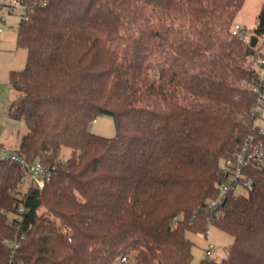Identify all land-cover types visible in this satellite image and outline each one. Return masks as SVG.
<instances>
[{
	"label": "trees",
	"instance_id": "trees-1",
	"mask_svg": "<svg viewBox=\"0 0 264 264\" xmlns=\"http://www.w3.org/2000/svg\"><path fill=\"white\" fill-rule=\"evenodd\" d=\"M21 2L8 114L28 127L18 152L52 176L24 190L21 166L0 159V264L7 239L24 264H190L187 233L212 224L233 242L198 264H264V161L246 193L208 207L223 161L259 136L242 85L259 51L231 35L245 0ZM100 115L114 136L91 130Z\"/></svg>",
	"mask_w": 264,
	"mask_h": 264
},
{
	"label": "rangeland",
	"instance_id": "rangeland-1",
	"mask_svg": "<svg viewBox=\"0 0 264 264\" xmlns=\"http://www.w3.org/2000/svg\"><path fill=\"white\" fill-rule=\"evenodd\" d=\"M8 1L11 2V0ZM0 4H5L4 0H0ZM263 5L264 0H245L236 15L235 22L245 24L252 35L259 26ZM25 12L26 8L20 3L15 6L2 5L0 8V15L3 19L0 25L4 30L0 37V141L13 150L19 148L23 135L28 132V127L23 119L12 118L8 114L9 102L17 94L9 82L10 71L20 70L26 63L27 50L17 42L19 21ZM256 47L264 48V32L258 35ZM91 130L96 134L112 137L116 134L115 121L110 115H100L92 123ZM70 153V148L65 147L61 159L68 158ZM28 185L29 177L27 176L22 188L26 190ZM238 191L247 192L243 188ZM209 230L210 242L214 245L210 256L205 255L207 241L204 234L187 233L188 238L194 243L192 248L194 257L190 264H198L205 257L220 261L226 256L227 249L233 242V236L213 224L209 226Z\"/></svg>",
	"mask_w": 264,
	"mask_h": 264
},
{
	"label": "built area",
	"instance_id": "built-area-1",
	"mask_svg": "<svg viewBox=\"0 0 264 264\" xmlns=\"http://www.w3.org/2000/svg\"><path fill=\"white\" fill-rule=\"evenodd\" d=\"M5 4L15 6L20 3L24 6L21 0H4ZM2 17L0 15V22ZM3 27L0 25V37L3 33ZM231 35L238 38L243 43L250 45L252 35L248 31L245 24L234 22L231 27ZM258 41V40H257ZM257 44V43H256ZM256 44L254 45L256 47ZM259 51L257 57L251 61V68L254 71V77L250 81L243 82L242 85L249 87L255 94L256 102L252 108L253 121L258 127V138H251L244 143L240 151L233 156L227 157L223 161V171L226 175V180L219 186V194L216 198L208 201V207L212 210L218 209L220 206L221 198L233 192L235 194H242L244 192L238 191L240 188L249 190L252 187L251 179L245 173L248 166L264 161V48L256 47ZM0 159L9 162L18 163L23 171L22 181L27 176L29 177V185L31 188H43L47 180L52 176V167L44 164V162L36 158L30 161L24 155L20 154L17 149L13 150L0 141ZM20 212L24 211L23 206L19 208ZM204 236L206 238L205 255L210 256L213 252L214 245L210 242V230L208 229ZM6 243L12 247V262L11 264H24L23 261L15 260L14 253L20 247L18 239H7ZM128 261L127 256L121 257L118 264H123Z\"/></svg>",
	"mask_w": 264,
	"mask_h": 264
},
{
	"label": "water",
	"instance_id": "water-1",
	"mask_svg": "<svg viewBox=\"0 0 264 264\" xmlns=\"http://www.w3.org/2000/svg\"><path fill=\"white\" fill-rule=\"evenodd\" d=\"M258 29L261 32H264V5H263V8H262V11H261V14H260ZM257 40H258V37L256 35L252 36L250 45L254 46L257 43Z\"/></svg>",
	"mask_w": 264,
	"mask_h": 264
}]
</instances>
